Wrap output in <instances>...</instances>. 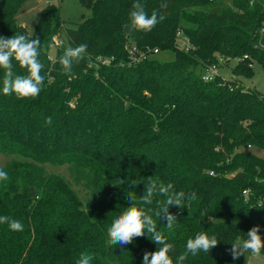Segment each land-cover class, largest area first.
Here are the masks:
<instances>
[{
  "label": "trees",
  "instance_id": "obj_1",
  "mask_svg": "<svg viewBox=\"0 0 264 264\" xmlns=\"http://www.w3.org/2000/svg\"><path fill=\"white\" fill-rule=\"evenodd\" d=\"M30 1L0 0V36L39 37L45 77L38 97L21 100L3 94L0 69V156L20 158L4 168L9 179L0 182V216L24 225L14 232L0 224V264H77L81 253L94 254L92 264H143L145 252L158 250L147 233L129 245L106 242L113 221L131 206L128 194L145 211L165 200L140 202L148 178L197 196L183 208L170 206L171 228L153 216L174 245L173 264L200 232L220 243L210 253L189 254L184 264H245L244 255L234 260L230 250L254 226L264 236V157L250 153L264 151V95L239 78H253L255 63L264 69V0H141L149 14L166 18L150 31L129 33L135 0H81L89 15L67 28L61 46L55 43L65 26L60 7L46 6L30 34L18 18ZM180 32L192 50L178 47ZM80 44L87 56L65 74L59 60ZM134 48L144 55L137 61ZM155 51H172L175 59L161 62ZM234 60V79L203 80L207 68ZM49 165L67 167L73 178L49 173Z\"/></svg>",
  "mask_w": 264,
  "mask_h": 264
},
{
  "label": "clouds",
  "instance_id": "obj_2",
  "mask_svg": "<svg viewBox=\"0 0 264 264\" xmlns=\"http://www.w3.org/2000/svg\"><path fill=\"white\" fill-rule=\"evenodd\" d=\"M162 7H167L166 4ZM130 23L127 25L130 30L150 31L156 24L165 19V16L159 15L156 10L151 14L146 11V5L141 0H135L132 10L129 13ZM41 40L39 37L29 40L24 35L15 34L10 38L0 36V69L4 70L3 94L15 95L17 99H35L39 96L44 85L45 77L41 75L43 64L39 61V49ZM87 56V45L80 44L75 47H69L65 50L59 63L62 65L65 74L70 73L73 63L84 59ZM13 60L21 69H26L28 75H18L14 71ZM53 123L52 117L45 120L47 126ZM9 179V174L3 168H0V182ZM146 191L140 202L145 205H152L154 197L157 195L165 197V200L157 201L155 209L149 208L147 211L135 206V202L128 194L130 207L120 214L111 224L107 231L108 245H129L133 243L134 238L143 237L147 233L153 243L158 245L155 252H145L143 264H173V259L169 253L174 252V245L168 242V238L157 230L155 216L159 221H167V227L171 228L176 223V217L169 212L170 206L178 208L184 207L185 200L195 201L196 193L186 194L184 191H176L172 183L166 185L153 178L146 179ZM141 184V183H139ZM138 184L134 183L131 187L135 188ZM210 222L216 220L209 217ZM0 224H7L8 228L14 232H22L24 225L21 221L10 216H0ZM260 228L254 226L247 233L248 239L234 242L231 247V255L234 260L239 259L241 255L250 252L254 256H259L264 249V240L259 235ZM220 242L215 235L211 237L207 232H200L194 238H189L186 242V250L179 255L176 264H184V261L191 254L193 257L199 253H210ZM95 259L94 254L81 253L77 264H92Z\"/></svg>",
  "mask_w": 264,
  "mask_h": 264
},
{
  "label": "rangeland",
  "instance_id": "obj_3",
  "mask_svg": "<svg viewBox=\"0 0 264 264\" xmlns=\"http://www.w3.org/2000/svg\"><path fill=\"white\" fill-rule=\"evenodd\" d=\"M55 4L60 7L61 16L65 23V26L61 29L60 35L62 39L68 43L67 38V28L75 29L77 26L82 23V17L88 16L89 11L85 9L82 5L81 0H32L28 2L25 6L22 7L18 14L19 21L28 27L29 33L33 34L35 26L40 17L41 11L48 5ZM56 43V42H55ZM57 53V47L54 46L50 51V56L55 58ZM154 58L161 62H172L175 57L172 51L161 52L160 54L154 55ZM237 65V62L231 61L228 65H223L218 69V74L225 80H232L235 76L232 73V69ZM198 73L203 70L199 68ZM255 75L253 78H239L242 85L247 89L257 90L262 95H264V69L259 63L254 65ZM250 153L264 157V151L260 149H251ZM18 156H0V168H6L7 165L13 160H19ZM49 173H55L66 177L67 179H72L73 176L70 170L67 167L56 168L55 166L49 165L46 167ZM74 187L81 192L83 197L86 194V191L83 190L81 185L77 183L73 184ZM264 240V236L262 238ZM245 264H264V249H262L259 256H254L250 252H247L244 256Z\"/></svg>",
  "mask_w": 264,
  "mask_h": 264
},
{
  "label": "built area",
  "instance_id": "obj_4",
  "mask_svg": "<svg viewBox=\"0 0 264 264\" xmlns=\"http://www.w3.org/2000/svg\"><path fill=\"white\" fill-rule=\"evenodd\" d=\"M262 33H264V24H263ZM55 42H56V45H58V46H61L64 44V40L62 39L60 34L55 38ZM177 43H178L177 44L178 47L185 50V51H190L193 49V46H192L189 38L183 36L181 32L178 34ZM155 54H158V51H155ZM130 55H131V58L133 59V61H137L138 59H140L141 57L144 56L142 54L141 55L138 54V51L135 48L130 51ZM236 62H238V61H236ZM99 63H103L104 65H110L111 61L106 60V59H99ZM222 63H225V62L222 61ZM219 68L220 67H218L216 65L207 68V70L203 74V80L205 82L214 81L217 77H219V74H218ZM243 194L245 196H247L249 193L247 191H244Z\"/></svg>",
  "mask_w": 264,
  "mask_h": 264
},
{
  "label": "water",
  "instance_id": "obj_5",
  "mask_svg": "<svg viewBox=\"0 0 264 264\" xmlns=\"http://www.w3.org/2000/svg\"><path fill=\"white\" fill-rule=\"evenodd\" d=\"M130 32V27H126V33H129ZM35 193H36V190L33 189L30 193V197H34L35 196Z\"/></svg>",
  "mask_w": 264,
  "mask_h": 264
}]
</instances>
